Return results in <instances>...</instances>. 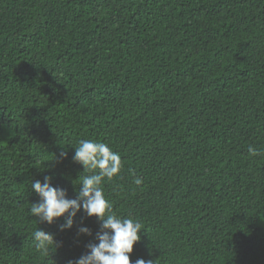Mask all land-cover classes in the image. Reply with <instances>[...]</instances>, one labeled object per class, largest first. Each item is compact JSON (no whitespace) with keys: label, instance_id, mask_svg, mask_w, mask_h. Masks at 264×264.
<instances>
[{"label":"trees","instance_id":"trees-1","mask_svg":"<svg viewBox=\"0 0 264 264\" xmlns=\"http://www.w3.org/2000/svg\"><path fill=\"white\" fill-rule=\"evenodd\" d=\"M82 139L121 156L103 191L142 224L133 264H264V0H0V264L98 243L83 211H29L45 176L76 198Z\"/></svg>","mask_w":264,"mask_h":264},{"label":"clouds","instance_id":"clouds-1","mask_svg":"<svg viewBox=\"0 0 264 264\" xmlns=\"http://www.w3.org/2000/svg\"><path fill=\"white\" fill-rule=\"evenodd\" d=\"M73 148V161L83 167L81 174H84H80L77 179L80 183L76 198H68L64 189L53 186L52 177L45 176L43 182H30L32 192L39 197L38 202L31 203L30 214L38 223L48 225L63 217L65 222L60 227L64 231L73 227L76 215L83 211L88 217L97 219L100 232L96 235L98 243L89 244L86 254L80 256L74 264H133L130 256L134 245L141 240L142 224L130 217L117 216L103 191V182L117 177L123 168L120 154L113 151L107 143L92 139H82ZM248 153L250 157L262 155L251 146ZM63 156L66 158L67 154L64 153ZM133 183L139 186L143 181L136 178ZM78 231L83 235L92 234L87 227H80ZM33 237L37 251L48 253L52 246L57 247L54 236L40 228L33 232ZM134 264L154 262L138 258Z\"/></svg>","mask_w":264,"mask_h":264}]
</instances>
